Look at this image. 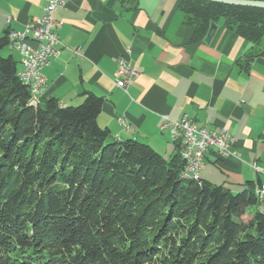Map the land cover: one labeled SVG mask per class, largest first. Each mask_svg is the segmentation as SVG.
Wrapping results in <instances>:
<instances>
[{"label":"trees","instance_id":"trees-1","mask_svg":"<svg viewBox=\"0 0 264 264\" xmlns=\"http://www.w3.org/2000/svg\"><path fill=\"white\" fill-rule=\"evenodd\" d=\"M180 1L194 41L219 19L250 42L264 37V9ZM8 33L0 38V264H264L255 184L235 194L183 180L180 154L167 160L147 144L112 140L95 94L78 106L32 105L39 97L2 54Z\"/></svg>","mask_w":264,"mask_h":264},{"label":"crops","instance_id":"crops-1","mask_svg":"<svg viewBox=\"0 0 264 264\" xmlns=\"http://www.w3.org/2000/svg\"><path fill=\"white\" fill-rule=\"evenodd\" d=\"M49 1L0 0V38L24 31ZM65 1L55 12L61 46L43 70L41 105L55 98L61 106H78L95 94L104 99L98 124L112 140H136L167 160L178 146L161 131L163 117L188 115L235 140L230 157L206 156L202 179L233 193L249 183L264 187V37L250 42L219 19L210 43L194 41L180 0ZM6 55L20 72L22 57L10 48ZM120 57L135 73L126 92L116 86Z\"/></svg>","mask_w":264,"mask_h":264},{"label":"built area","instance_id":"built-area-1","mask_svg":"<svg viewBox=\"0 0 264 264\" xmlns=\"http://www.w3.org/2000/svg\"><path fill=\"white\" fill-rule=\"evenodd\" d=\"M65 0L49 1L45 14L42 17L30 21L22 32L9 31V48L22 57L23 69L18 75H24L31 79V82L44 91L46 77L43 70L49 65L50 60L59 53L61 46L59 30L62 23L55 19V12L65 5ZM76 54H79L76 51ZM135 73L129 61L125 57L117 60L116 86L126 92L133 83ZM37 105L39 102L31 100ZM161 131L169 135L171 140L178 146L183 169L180 174L201 175L205 169V159L210 152H215L219 158H228L233 152L235 140L229 135L226 129L211 131L206 126L198 125L188 115L179 120H172L164 116L161 124ZM258 173L263 169L257 165L253 166ZM257 196L262 197L264 208V187H257Z\"/></svg>","mask_w":264,"mask_h":264},{"label":"water","instance_id":"water-1","mask_svg":"<svg viewBox=\"0 0 264 264\" xmlns=\"http://www.w3.org/2000/svg\"><path fill=\"white\" fill-rule=\"evenodd\" d=\"M213 2L218 4H224L228 6H238V7H250L264 9V1H253V0H200ZM218 29V26L215 22H212L210 25L209 32L206 36V43H210L213 39L214 32Z\"/></svg>","mask_w":264,"mask_h":264},{"label":"bare ground","instance_id":"bare-ground-1","mask_svg":"<svg viewBox=\"0 0 264 264\" xmlns=\"http://www.w3.org/2000/svg\"><path fill=\"white\" fill-rule=\"evenodd\" d=\"M20 79L22 82H24L26 85H28L32 91V93L35 95V96H38L40 97V95L43 93V91H40V89L38 87H36V85H34L32 82H31V79L30 78H27L26 76L24 75H19ZM181 178L185 181H190V180H195V181H198L200 180L201 178V175H198V174H181ZM260 198V205L259 206H262V197L259 196ZM260 212L262 214H264V208H259Z\"/></svg>","mask_w":264,"mask_h":264},{"label":"rangeland","instance_id":"rangeland-1","mask_svg":"<svg viewBox=\"0 0 264 264\" xmlns=\"http://www.w3.org/2000/svg\"><path fill=\"white\" fill-rule=\"evenodd\" d=\"M8 49H9V47L3 51L2 54H3L4 57H8V56H9V55H6V52H7ZM31 98H32V97H31ZM31 104H32V103H31ZM38 104H39V103H38ZM38 104H37V105H38ZM32 105H34V104H32ZM235 194H237V193H235ZM254 211H255V208H250L248 212H249V213H253Z\"/></svg>","mask_w":264,"mask_h":264}]
</instances>
